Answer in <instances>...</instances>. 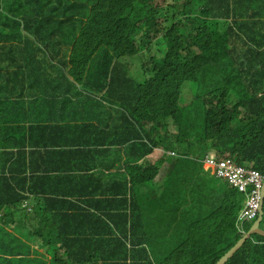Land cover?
Here are the masks:
<instances>
[{
	"label": "trees",
	"instance_id": "trees-1",
	"mask_svg": "<svg viewBox=\"0 0 264 264\" xmlns=\"http://www.w3.org/2000/svg\"><path fill=\"white\" fill-rule=\"evenodd\" d=\"M173 9L165 55L144 52L136 79L124 59ZM188 83L206 94L185 113ZM209 156L264 176V0H0V264L31 258L15 226L54 264H215L244 236L245 200ZM256 236L225 264H264Z\"/></svg>",
	"mask_w": 264,
	"mask_h": 264
},
{
	"label": "rangeland",
	"instance_id": "rangeland-1",
	"mask_svg": "<svg viewBox=\"0 0 264 264\" xmlns=\"http://www.w3.org/2000/svg\"><path fill=\"white\" fill-rule=\"evenodd\" d=\"M170 1H172V0H156V2L158 3V5L161 8L165 7L168 4V2H170ZM181 3H182V1H180L179 3H176V4L180 6ZM180 8H182V7L180 6ZM174 14H175V10L174 9L169 12V15L167 17L168 18V22H169L168 25H164V23H163L165 21L164 17L162 15H158L157 17H159V20H157V22H158V27L157 28H159V30L161 31L160 35H157V37L153 36L152 37L153 43L151 41V43L148 44L146 46V48L144 50H142V51L140 49L133 48L134 51H132V56L126 57L124 59L125 62L129 65L130 73H132V72L134 74L135 73H140V76H138L136 79H141L143 77V72H142V69H141V65H142L141 63H142L143 59L145 58L144 52H146L149 49L154 54L153 57H155V56L158 57L160 55L161 56L165 55L167 47H166L165 41L163 40L162 34H163V31L165 29H167V27L169 25H171V23L173 22ZM64 22L68 23V20L65 18ZM64 22H62V24H64ZM30 31H33V34H31L30 36H32V37H38L39 36V30H38L37 25H31L30 26ZM25 38H27V36ZM30 41L33 42L32 39ZM157 52H160V54L156 55ZM138 64H140V65H138ZM137 65H138V67H137ZM136 68H137V70H136ZM228 73H229V71H228ZM208 80L209 79L206 78V82H207L208 86L210 87V84H209ZM189 94L192 97V101L190 103H187V96ZM204 94H206V91H201L199 94L197 93V85L192 84V83L186 84L184 86V88H183V94H182V97L180 99V106L184 109V112L185 113L188 112V111L189 112H196L197 111L196 110L197 103H198V101H200V98H202V96ZM236 100L237 99H236L235 95H232V103L231 104L233 105L236 102ZM174 149H175V151L177 153L180 152V146H177V147L175 146ZM150 159H151L150 162L152 164H155L156 162H158L162 158H160L159 156H150ZM164 166H166V165L164 164ZM204 169H207V167L205 166ZM110 172L111 171H108V173H110ZM163 174L164 173H162V175ZM209 175H207L205 177V179H206V181H207V183L209 185H215V184H217L218 186L222 185V183L219 180H217V179H215L213 177H210ZM108 176H109V174H108ZM159 181L161 182V179H159ZM263 187H264V185H263ZM263 187H262V192H263ZM241 196H242V200H245L247 198V195L244 194V193H242ZM24 207L25 206H23V208H21V209H24ZM28 212H30V210H28ZM253 224L254 223L251 222V223H249V226L252 227ZM15 229L11 230L8 233H14L15 235L20 236L21 238H23L24 241L26 242V245L28 246V248H30L31 245L35 244V239L34 238L26 237V236L22 235L21 233L17 232V230H15ZM253 237L257 238L256 235H254ZM32 251H33L32 253L30 252L31 253L30 257L31 258L24 260L25 264H32V261L33 262L34 261H36V262H44V264H54V262L52 261L53 252H51L49 254H46V252L43 253L40 249H34V248L32 249Z\"/></svg>",
	"mask_w": 264,
	"mask_h": 264
},
{
	"label": "built area",
	"instance_id": "built-area-1",
	"mask_svg": "<svg viewBox=\"0 0 264 264\" xmlns=\"http://www.w3.org/2000/svg\"><path fill=\"white\" fill-rule=\"evenodd\" d=\"M215 160L214 156H209L204 160L203 166H206V170H210L212 173L216 170L217 176L223 179L226 185L247 195L239 216V221H241L239 229L244 233L246 224L256 221L260 214L264 176L252 166H240L234 160L218 164L215 163Z\"/></svg>",
	"mask_w": 264,
	"mask_h": 264
},
{
	"label": "crops",
	"instance_id": "crops-1",
	"mask_svg": "<svg viewBox=\"0 0 264 264\" xmlns=\"http://www.w3.org/2000/svg\"><path fill=\"white\" fill-rule=\"evenodd\" d=\"M52 1H53V0H52ZM174 1H175V0H174ZM75 3L81 5V2L75 1ZM46 21H47V22H51V24H54V22H56V21H62V22H64V19L53 20V21H48V20H46ZM43 43H44V44H47V40H46V39H43ZM54 55H56V54H54ZM40 56H42V55H40ZM38 83H39V85H40V87H38V90L42 91L43 89H46L47 86L52 85L53 83H55V80L52 79V78H44V79L39 80ZM19 86H20V85H19ZM100 97L102 98L103 95H101ZM39 110L43 113V117H44V119L47 118V110H48V107H47V106H41V107H39ZM21 119H22V118H18V119H17L18 122H20V125L23 124L22 121H21ZM162 154H163V152H162L161 150L158 149V152L155 153V154H153V156H159L160 158H162ZM95 174H100V176H101V175H106V176H108V166H107V168H106V166L101 167L99 170H97V171L95 172ZM8 212H9V211H7V213H8ZM15 228H19V226H15ZM16 230H17L19 233H21L22 235H26V234H28V233L22 231L21 229H16ZM40 241H41V240H40ZM55 242H56V241H55ZM55 242H54V244H55ZM34 245H35V246H34ZM34 245H31V247H30V251H31V249L34 248V249H40V250L44 253V252H47V251H48V248H49L48 246H44V244H43L42 241H41V244H40V245H38V242L35 241V244H34Z\"/></svg>",
	"mask_w": 264,
	"mask_h": 264
},
{
	"label": "water",
	"instance_id": "water-1",
	"mask_svg": "<svg viewBox=\"0 0 264 264\" xmlns=\"http://www.w3.org/2000/svg\"><path fill=\"white\" fill-rule=\"evenodd\" d=\"M263 216H264V187L262 192V201H261V210L258 217V220L255 222L253 227L247 232L243 238L238 242V244L229 252L225 253L215 264H225L230 262L247 244V242L253 238L254 235L264 237V228H263Z\"/></svg>",
	"mask_w": 264,
	"mask_h": 264
},
{
	"label": "clouds",
	"instance_id": "clouds-1",
	"mask_svg": "<svg viewBox=\"0 0 264 264\" xmlns=\"http://www.w3.org/2000/svg\"><path fill=\"white\" fill-rule=\"evenodd\" d=\"M174 154V153H173ZM23 206H25L26 207V205H23ZM24 207V208H25ZM23 208V207H22ZM20 210H22L19 206H15L14 208H13V210H12V213H14V214H18L19 212H20ZM261 210V209H260ZM30 212H31V210H30ZM259 217V216H258ZM264 217V216H263ZM258 220V219H257ZM256 220V221H257ZM256 221H253V222H256ZM255 224V223H254ZM246 225H249V223L248 224H246ZM250 231V230H249ZM249 231H247V227H246V231L244 232V235L247 233V232H249ZM41 239H39V238H35V241L36 242H38V245H40L41 244V241H40ZM31 253L33 252L32 251V249H31V251H30ZM52 252V250H49V248H48V251L46 252V254H49V253H51ZM52 261H53V256H52Z\"/></svg>",
	"mask_w": 264,
	"mask_h": 264
}]
</instances>
